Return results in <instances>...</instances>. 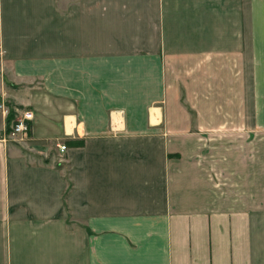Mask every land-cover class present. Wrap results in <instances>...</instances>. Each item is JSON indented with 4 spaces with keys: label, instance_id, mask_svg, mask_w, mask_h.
<instances>
[{
    "label": "crops",
    "instance_id": "0c3cea01",
    "mask_svg": "<svg viewBox=\"0 0 264 264\" xmlns=\"http://www.w3.org/2000/svg\"><path fill=\"white\" fill-rule=\"evenodd\" d=\"M181 1L0 0V264H264V6Z\"/></svg>",
    "mask_w": 264,
    "mask_h": 264
},
{
    "label": "rangeland",
    "instance_id": "374dc122",
    "mask_svg": "<svg viewBox=\"0 0 264 264\" xmlns=\"http://www.w3.org/2000/svg\"><path fill=\"white\" fill-rule=\"evenodd\" d=\"M179 1L180 0H170V2H169L170 3L169 6L173 9L172 11H175V12L173 13L172 16L169 15V17L166 19V26L169 28H172V29H174V28H185L188 26V23H189V21H187L185 19L186 17H185L184 11H185L186 5L182 1L181 2H179ZM261 3L264 6V0H257V6H260ZM227 4L230 6H233L232 3H226V6H227ZM245 6H247V5H245ZM172 37L176 38L178 42L180 40L184 39V36H172ZM117 38H120V37H117ZM26 111L30 112L32 114V112L28 109H23V108L20 109V107H14L12 102L6 101V97H4V96H3V98L0 97V116L3 117V121H4L5 127H6V133L9 134L10 136H14V139H16V137H19L20 135L23 136L24 140L27 139L26 135L29 132L30 122L33 119V114H32V119L27 122L28 127H29L27 132L15 133L11 129V124L15 123V120L20 118L22 113H24ZM10 115H12V117H11V122L8 126L6 123H7V118ZM231 135H232V133H226L225 134L226 140L228 139L227 141L230 140L229 138L231 137ZM256 139H257L256 151H257V154L259 155L260 153H264V149H263V145H262L263 141H264V133L263 132L262 133L257 132L256 133ZM229 150L231 151V148ZM60 151H63V150L60 149ZM243 153H244V151L242 149L241 154H243Z\"/></svg>",
    "mask_w": 264,
    "mask_h": 264
},
{
    "label": "built area",
    "instance_id": "2783aa9c",
    "mask_svg": "<svg viewBox=\"0 0 264 264\" xmlns=\"http://www.w3.org/2000/svg\"><path fill=\"white\" fill-rule=\"evenodd\" d=\"M32 119V114L30 112L22 113L21 117L15 120V123L11 124V129L15 133H25L28 131L27 122ZM61 150L65 149L64 145L59 147Z\"/></svg>",
    "mask_w": 264,
    "mask_h": 264
},
{
    "label": "trees",
    "instance_id": "16d2710c",
    "mask_svg": "<svg viewBox=\"0 0 264 264\" xmlns=\"http://www.w3.org/2000/svg\"><path fill=\"white\" fill-rule=\"evenodd\" d=\"M11 117H12V115H10L8 118H7V125L9 126V124H10V122H11ZM71 144L72 145H76V146H78V145H82V142H71Z\"/></svg>",
    "mask_w": 264,
    "mask_h": 264
}]
</instances>
